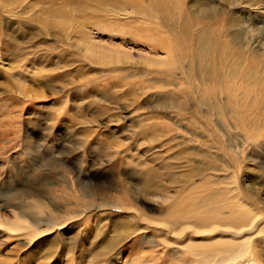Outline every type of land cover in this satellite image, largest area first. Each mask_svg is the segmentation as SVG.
Masks as SVG:
<instances>
[{
	"label": "rangeland",
	"instance_id": "rangeland-1",
	"mask_svg": "<svg viewBox=\"0 0 264 264\" xmlns=\"http://www.w3.org/2000/svg\"><path fill=\"white\" fill-rule=\"evenodd\" d=\"M141 1L149 8L154 5L152 0ZM164 1L169 6L164 3L168 12L158 13L155 24L149 28L158 26L163 42L173 48L172 54L165 50L168 47L162 48L151 41L150 32H142L140 28L147 26H143L142 18L131 13L130 8L115 10L119 15L113 18L119 20L121 26L118 23L112 30L111 27L101 28L91 14L77 13L73 6L66 8V17L57 18L53 13L41 14L48 4L38 0H25L17 6L9 0H0V131L5 130L8 137H14L15 144L14 148L0 154V214L11 216L12 204L31 213V205L22 203L27 198L16 193L17 186L27 183L42 185L45 197L62 201L67 207H60L63 212L81 209L71 203H75L73 197H67L66 201L57 199L56 196L63 193L59 182L62 169L46 155L54 156L53 160H66L67 165L78 158L83 162L80 167L84 174L92 175L97 183L109 184L119 175L130 182V190L135 191L144 184L143 170L140 172L132 163L125 166L122 155L125 151L130 155L165 154L169 157L173 163L166 171L170 175H161L153 185L158 193L169 197V202L183 193L189 180L190 184H204V188H220L225 197H230L227 191L234 175L242 195L264 213V116H255L254 123L248 117L245 119L254 134L247 137L246 127L236 124L238 117L224 95L203 99L198 93L203 87L210 89V74L229 71V66L230 70L252 71L257 65V71L264 70V0ZM106 11L107 8L103 10ZM47 20L55 21L56 26L44 25ZM68 22L69 29L59 27ZM73 25L78 27V33L73 32ZM168 32L174 33L176 39H168ZM85 41L87 45L91 43L92 48L96 45L112 53L111 62L102 63L99 56L88 54ZM185 45H188L186 51ZM168 94L176 96L178 103L189 111L201 106L204 116L208 115L205 105L218 106L222 129L212 148L189 142L188 133L194 129L187 121L175 118L172 122L180 129L170 142L156 140L150 134L135 132L137 136L134 135L137 123L139 125L131 120L133 114L139 115L136 108L147 112L153 107H163L170 102L166 98ZM98 105L111 110L102 114L95 109ZM160 110L159 115L167 116L165 109ZM261 112L264 113V109ZM2 143L6 144L0 142L1 146ZM35 145L45 147V156L36 154ZM27 151L35 157L28 156ZM109 161L114 166L108 167ZM160 162L161 158L159 165ZM15 163L26 166L22 173ZM164 170L159 166L156 172L163 174ZM161 198L144 201L152 206L147 212L154 219L169 203ZM96 211L89 212V221L85 218L80 227L76 224L78 218L68 231H61L67 228L63 226L61 232H44L30 241L21 233L0 227V255L10 261L8 264H109L112 255L107 260L99 256L94 262H86L87 256L79 258L80 248L87 251L90 246L88 240L96 224L93 221ZM109 211L102 212V222L107 220ZM256 218L252 229L249 226L244 229L250 234L261 225L264 215ZM142 222L150 227L146 230L154 240L158 237L160 240V234L165 238L177 236L169 229H161L163 225L159 223ZM81 233L88 235L83 237ZM186 235L179 240H189L191 234L186 232ZM257 236H254L255 242ZM259 247L263 249L262 244ZM179 250L184 253V246L179 245Z\"/></svg>",
	"mask_w": 264,
	"mask_h": 264
},
{
	"label": "bare ground",
	"instance_id": "bare-ground-1",
	"mask_svg": "<svg viewBox=\"0 0 264 264\" xmlns=\"http://www.w3.org/2000/svg\"><path fill=\"white\" fill-rule=\"evenodd\" d=\"M9 1L10 4L17 6L25 0ZM38 1L48 4L46 7H43L41 14L53 13V16L55 15L57 18H62L68 15L66 8L73 6L77 13L91 14L101 28L103 27L105 29L106 27H111L112 30L114 27L116 28V25L119 23V20L113 18L114 15H119V12L115 10L120 8L123 11L124 9L128 11L130 8L131 13L135 14L136 17L142 18L141 23L143 26H147L143 27V29L140 28L142 32L144 30L150 32V40L160 44L162 48L168 47L165 48V50H167V53L169 52L168 54H172L171 50H173V48L168 42H163L164 39L159 33L158 26H156V28H149L152 26V23L155 24L158 13L168 12L166 7L169 6L164 0H152L154 3L152 8L143 4L141 0ZM164 3L167 5L166 7ZM58 4H60V6H58ZM105 8H107L108 11L103 12ZM70 12L72 13V11ZM124 13L128 14L127 12ZM48 24L56 26L55 21H44V25L47 26ZM131 24H133V22ZM118 25L121 26V23ZM59 27L69 29L71 25L70 22H68ZM72 29L74 33H78L79 31L78 27L74 25ZM167 38L176 39V35L168 32ZM85 44L88 54L99 56L102 63L111 62L112 53L110 54L109 51L106 52L104 48L98 49L99 46L97 47L96 45V47L94 46V48H92L93 46H91V43L87 45L86 42ZM163 44H165L164 47L162 46ZM187 46L188 45H185L183 47L185 51ZM107 49L109 48L107 47L106 50ZM199 60H202L201 56ZM256 68L257 65L253 66L252 71H243L238 68L230 70L229 66V68H227L229 71H223L221 74L217 71L209 75L208 79L210 84L207 83L210 86L209 90L208 87H203L201 89L197 88L199 89L198 93L200 98L203 99L212 96L218 97L220 94L224 95L226 97V103L232 107L236 117H238L236 119V124L242 126V128L246 127L245 134L247 137H254V134L252 129H250L251 124L246 125L245 119L248 117L249 120H252L254 123L255 116L257 118L264 116V113L261 112V110L264 109V70L257 71ZM166 98L170 102L166 103L163 107L162 105L156 109L153 107V109L147 112H139L140 108H136L135 111L136 113L138 112L139 115L137 117L133 114L131 120L139 122V125L137 123L134 135L137 136L135 132L150 134L152 137H156V140L164 139L170 142L172 137L178 134V129H180L177 123L172 122L174 121L172 118H175L178 121H187V124L194 129V132L188 133L189 142H195L201 147L209 148L214 145V141H218L222 129V122L220 121L222 119H220L221 111L217 105H205L208 115L204 116L202 114L204 109H202L201 106L195 111L190 110V112L187 109L188 107L186 108L184 104L178 103L176 96L168 94ZM167 99H165V101ZM202 103L204 104V102ZM159 108L165 109V111H162H164L167 116H164V114L159 115V113H161ZM95 109L101 113L103 112L102 114L109 113L111 110L101 105L95 106ZM242 109H244L245 112H243ZM169 114L170 116H168ZM247 114L250 116H246ZM242 120H244L243 123ZM141 121L144 122L141 123ZM8 136L9 134L7 131H0V142L6 143L5 145H3V143L2 146L0 145V154H3L5 151L7 152L10 148H14V137ZM35 147L37 155L45 156V147H43V145H35ZM126 152L127 151L122 154L125 166L127 167L132 163L140 172L143 170L141 179L144 180V184L135 188V191L130 190V188H132L131 183L124 180L121 176L119 177V175L115 176L112 181H108L109 184L103 182L97 183V180H93L92 175L88 176L84 174L82 167H80L83 162L80 160L78 161V158L75 159L73 164H70L72 165L70 167V165H67L66 160H53L54 156L46 155L45 157L50 158L51 161L57 162L62 169V172H60L61 180L59 182L63 185V193L62 195H57V199L67 200V197H73L75 203H71L81 209L75 212L71 211L70 213L63 212L60 210V207H64L65 204L62 205V201L59 202L51 197H45L42 185L33 183L22 184L17 186L18 190L16 193L21 197L25 196L27 200L22 203L31 205L33 210L29 213V211H25L24 208H20L15 204H10L11 216L6 217L0 214V227L10 232L21 233V235L28 237L30 241L32 238L44 232H65L71 229V225L73 224H78V227H80L83 225L82 220L86 218L85 220L89 221L87 214L93 209H97L96 217L93 219L96 224L94 228H92V236L88 240L90 246L89 248L87 247V251L86 248L82 251V247L80 248L81 250H79L80 259H85L86 256L89 258L86 262L98 261L97 258L99 256L107 260V258L112 255V260L109 264H264V219L263 221L260 219L262 221V223H260L261 225L251 234L244 230L248 226L252 229L256 224H254L255 220L258 219L256 217H260L264 215V213L261 212V209L257 210L254 208L253 203H251L247 196L245 197L242 195V192L235 184L233 173H231L233 177L229 182L227 191L230 197H225L220 188L212 189L209 186L204 188V184V186L190 184L189 180V183H186L185 187L189 185L184 189L183 193L169 202L167 200L169 197L162 196L157 192L156 188H153V185L158 182L161 175H170V173L166 171L173 163L169 157H166L165 154H148L149 156H146L142 154L130 155ZM60 153L62 152L60 151ZM200 153L201 152H199V154ZM27 155L32 158L35 157L30 151H27ZM159 158H161V165L158 164ZM110 162L111 161L108 162L107 166H114V164ZM7 164H9V162ZM15 164L18 167L19 173H22V170L26 168L23 164ZM157 165L160 166L161 170L165 169L163 174L156 172L157 169H159V166L158 168L155 167ZM141 179L140 181H142ZM134 181L138 180L134 179ZM133 184L136 183L133 182ZM201 186H203V189L199 190ZM147 190L149 193L146 192ZM139 195L141 198H138ZM153 197H162L164 201L169 202L164 206V212L159 217H156L157 219H154L147 212L152 206L144 202L145 200H151ZM224 209H227V211L223 212ZM105 211H109L106 216L107 220L102 222L100 218L102 214H104L102 212ZM78 218L79 220L75 224L73 220ZM142 221L159 223L158 225H163L161 229H169L177 236L165 238L164 234H160V240L159 237L157 238L158 240H154V237L149 235L146 230L149 226H146L147 224ZM63 226L67 228L62 229L64 228ZM151 227L154 230L158 229L154 226ZM60 229L62 230L60 231ZM186 232L191 234L189 240H179L187 236ZM255 235H258L256 242ZM86 236L83 234V237ZM94 243H96V246H93ZM172 244L177 245L173 246ZM260 244L263 245L262 250H259ZM179 245L184 246V253L180 252ZM144 246H153V248L149 251H144L141 249ZM9 262L7 258L1 257L0 255V264H8Z\"/></svg>",
	"mask_w": 264,
	"mask_h": 264
}]
</instances>
